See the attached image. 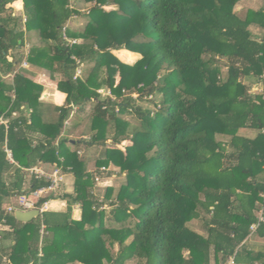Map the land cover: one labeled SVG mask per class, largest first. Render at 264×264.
<instances>
[{
  "label": "trees",
  "instance_id": "obj_1",
  "mask_svg": "<svg viewBox=\"0 0 264 264\" xmlns=\"http://www.w3.org/2000/svg\"><path fill=\"white\" fill-rule=\"evenodd\" d=\"M17 1L0 0V264H264L253 242L264 241V5L239 14L241 0H20L16 13ZM74 15L82 29L68 26ZM33 68L63 104L41 102ZM86 104L89 138L71 139L65 122ZM39 164L72 174V191L39 200L64 209L20 222L4 205L49 184L31 175L23 187ZM97 174L119 184L101 195Z\"/></svg>",
  "mask_w": 264,
  "mask_h": 264
},
{
  "label": "rangeland",
  "instance_id": "obj_2",
  "mask_svg": "<svg viewBox=\"0 0 264 264\" xmlns=\"http://www.w3.org/2000/svg\"><path fill=\"white\" fill-rule=\"evenodd\" d=\"M255 3H257V4H255ZM260 4H261V2H257V0L240 1L238 3V5L235 6V9H236V11L239 12V14H244L246 9L251 8V7L253 9H257L260 6ZM87 6H89V4L78 3L79 11H83ZM16 7L17 6L15 5V8ZM16 13H18V12L16 11ZM84 22H85V20L82 17H80L78 15H74L68 21L67 24L72 29H82V26H83ZM250 29H251V31H252V33L254 35H258L259 34L261 36V31L263 30V28H261L259 26H251ZM117 54H118V52L117 53L112 52V55H113L114 58H116L117 60H120V61L128 62V63H133L135 61L136 57H137V56H135L133 54L131 55V57H127L125 54H123V57L120 58ZM126 58H128V59H126ZM223 65H224V62L222 61L221 62V66H223ZM41 72H42V69H41ZM4 77H5V79L9 80V79L12 78V75H6ZM255 79H256V77L246 76V77H244L242 79V82L247 84V85H249V88H250L249 91L250 92L255 93V94L256 93H261V90H262L261 82H257V80L255 81ZM98 91L101 92L103 95H106L108 90L104 89V88H101ZM43 93H45L44 92V88H43V90L41 92L40 100H44L45 101L49 97H48V95H44ZM72 113H73L74 117H81L82 121L78 125L77 124L75 125L73 123L71 124V127H74V126H77V127L73 131V134H71L72 136H69V137L70 138L72 137L71 139H77V140L88 139L89 138V132L86 131V129H87L86 127H87V123H88V120H89L88 119V115L90 114V106H89V104H86L83 109H79L77 107L73 108ZM13 114L15 115V113H13ZM125 118L129 119L131 121L134 120L132 115H130V114L125 115ZM65 123L66 124L68 123V125L70 124L69 120L66 121ZM82 131H84V132H82ZM71 141H74V140H71ZM102 147L103 146H101V145H94V146H91L88 149V156L90 157L89 167H90L91 170L95 169V167H94V159H96L98 157V154L101 151ZM109 147H111V148H115L116 147V148H119L120 150L123 149V146L121 145V143L117 144V145H114V146H109ZM78 152L80 154L82 153L80 150H78ZM36 167L39 168V169L44 170V172H47V173L50 172L52 169L56 168L55 166L53 167V166H50L48 164H39ZM110 170L118 171V168L115 167V166L107 167L106 170L102 172L103 174L101 173V171H100V174L107 175V172L110 171ZM24 172H25V177H24L25 182H24V186L23 187L25 189H27L29 187V185H30L29 184V180L31 178L30 177L31 174L29 172H26V171H24ZM98 173H99V171H98ZM115 173L113 175H115ZM119 175L121 177L120 179L123 178V180H124V173H120L119 172ZM61 179H62L61 180L62 182H61V185H60V189H59V192L56 193V195H59L63 191H67V192H71L72 191V185H70L69 187L65 186L66 179H65L64 175H62ZM7 180H9V178ZM117 181L118 180H117L116 176H114L113 178L109 177V175L106 176V177H99V180H98V182H99V186L98 187L99 188L97 187V191L98 192L100 191L101 195H102L103 191L105 190L106 185L111 183V184H114V185L117 186L119 184ZM16 203H17V196H15L12 199L10 198L9 200L6 201V203L4 205V209H6L8 207V205H17ZM74 209H77V207L75 205H74ZM189 226L192 229H195L196 231L204 234V231H203L199 221H192L189 224ZM253 242L254 243H261V240L256 237V238H253Z\"/></svg>",
  "mask_w": 264,
  "mask_h": 264
},
{
  "label": "built area",
  "instance_id": "obj_3",
  "mask_svg": "<svg viewBox=\"0 0 264 264\" xmlns=\"http://www.w3.org/2000/svg\"><path fill=\"white\" fill-rule=\"evenodd\" d=\"M23 20H25L24 17H23ZM22 65L27 66V63L23 62ZM7 75H12V74H7ZM263 77H264V75H263ZM106 95H110V91H107ZM0 122L3 124H6L7 119L0 116ZM5 151L7 153L8 160L10 162H14L12 159L11 151L8 148H5ZM105 170H106L105 167L100 168L101 173ZM26 171L29 172L31 175H35V177L37 179H40V178L46 179L47 181H49V184L42 186L40 188H37L28 194L18 195L17 196V203H16L17 205H8V207L5 210L9 213L10 212L14 213L15 210L26 211V210L38 208L40 211V214H41L44 211V207H45V204L47 201L43 203V202H39V200L41 198L47 196V194L50 195V194H56L57 192H59L60 185L62 182L61 178H62L63 174L61 173L60 168H58V167L52 169L48 173L44 172V170L39 169L37 167H31L29 169H26ZM102 174H100V175H102ZM99 177L100 176H96L95 180L98 181ZM263 214H264V210L260 206L258 214H257L258 215V221H262L264 219ZM257 226H258V224H256V223L252 224L250 226L251 233H253L256 230ZM217 264H236V262H235L234 256H229L225 262L217 263Z\"/></svg>",
  "mask_w": 264,
  "mask_h": 264
},
{
  "label": "crops",
  "instance_id": "obj_4",
  "mask_svg": "<svg viewBox=\"0 0 264 264\" xmlns=\"http://www.w3.org/2000/svg\"><path fill=\"white\" fill-rule=\"evenodd\" d=\"M241 1H248V0H241ZM257 2H261V4H260L261 6L264 5V0H257ZM255 4H257V3H255ZM15 5L17 6L16 7V11L18 13H21L22 12V8H23L22 7V2L20 0H18L17 2H15L14 6ZM262 33H263V30L261 31V35H262ZM120 51L121 50L113 51V52L117 53V52H120ZM33 72L36 73V79L39 82H41L43 84V86H44V92L45 93H43V94L44 95H48V97H49L45 101L41 100V102H43L44 104H50V105L63 104L64 98H65V94L60 92V91H57V89L55 87V82L49 79L48 74L45 71L42 70V72H41V69H36V68H33ZM73 118L74 117L72 116L70 118V120H69V122H70L69 125L70 126L72 124V119ZM77 120L78 119L73 120V124H75V122L77 123ZM76 127L73 129V131L76 129ZM73 131L69 134L70 136H72L71 134H73ZM64 177L66 179L65 182L67 183V184L65 183V186L69 187L70 185H72V182H73L72 174H70V173L67 174L66 173V174H64ZM76 207H77V209L73 210V216L75 218H78L79 217V208H78V206H76ZM64 208H65V201L57 198V199H50L49 201H47L46 204H45L44 210H61V209H64ZM261 243L264 244L263 240H261Z\"/></svg>",
  "mask_w": 264,
  "mask_h": 264
},
{
  "label": "water",
  "instance_id": "obj_5",
  "mask_svg": "<svg viewBox=\"0 0 264 264\" xmlns=\"http://www.w3.org/2000/svg\"><path fill=\"white\" fill-rule=\"evenodd\" d=\"M71 142H73V141H71ZM39 215H40V211L38 208L30 209V210H26V211L15 210V212H14L15 218L20 222H27L30 219H32L36 216H39Z\"/></svg>",
  "mask_w": 264,
  "mask_h": 264
}]
</instances>
